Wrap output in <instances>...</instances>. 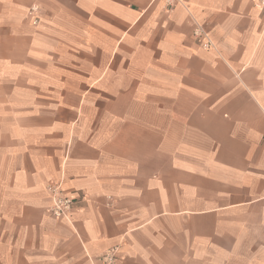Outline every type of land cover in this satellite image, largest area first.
Here are the masks:
<instances>
[{
  "label": "crops",
  "instance_id": "1",
  "mask_svg": "<svg viewBox=\"0 0 264 264\" xmlns=\"http://www.w3.org/2000/svg\"><path fill=\"white\" fill-rule=\"evenodd\" d=\"M114 246L117 264H264L257 0H0V264Z\"/></svg>",
  "mask_w": 264,
  "mask_h": 264
},
{
  "label": "built area",
  "instance_id": "2",
  "mask_svg": "<svg viewBox=\"0 0 264 264\" xmlns=\"http://www.w3.org/2000/svg\"><path fill=\"white\" fill-rule=\"evenodd\" d=\"M261 7L264 9V0H257ZM181 2V0H166L167 6L174 7L177 3ZM39 7L33 6L29 10V14L33 16V23L37 24L39 22ZM194 35L196 37H204L207 39L204 43L206 48L213 46L211 39L209 38L207 30L202 26H197L194 30ZM52 205L50 207V211L52 215L56 218H65L70 220L71 214L74 208L78 204V199L75 197L68 195L64 190L62 184L60 182L53 183L48 186ZM118 251L119 247L114 246L106 251H104L99 257L98 261L101 264H117L118 261Z\"/></svg>",
  "mask_w": 264,
  "mask_h": 264
}]
</instances>
